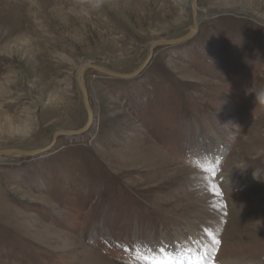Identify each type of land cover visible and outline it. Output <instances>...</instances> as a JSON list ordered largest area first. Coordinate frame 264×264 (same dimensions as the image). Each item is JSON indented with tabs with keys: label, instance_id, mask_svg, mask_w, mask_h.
<instances>
[{
	"label": "rangeland",
	"instance_id": "1",
	"mask_svg": "<svg viewBox=\"0 0 264 264\" xmlns=\"http://www.w3.org/2000/svg\"><path fill=\"white\" fill-rule=\"evenodd\" d=\"M191 1L0 0V151L86 126L83 65L149 63L89 70L87 131L0 157V264H145L193 231L264 264V0H198L152 56Z\"/></svg>",
	"mask_w": 264,
	"mask_h": 264
},
{
	"label": "water",
	"instance_id": "2",
	"mask_svg": "<svg viewBox=\"0 0 264 264\" xmlns=\"http://www.w3.org/2000/svg\"><path fill=\"white\" fill-rule=\"evenodd\" d=\"M190 8L192 9V15H193V20H194L190 33L188 35H186L185 37H182L180 39H176V40H172V41H160V42L154 43L152 45L151 55L153 53V49L156 46H159V45H167V46L168 45H180V44H183L184 42L189 41L190 39H192L196 35V33L198 31L199 20L201 18L198 15V11H197L198 0H192ZM223 13H225V12L222 11L218 14H223ZM232 13H235V12L233 11ZM253 19L257 22H264L263 20H259L258 18H253ZM148 64L149 63H145L138 71H136L132 74H123L121 72L114 71L112 69L106 68L102 65L95 64L92 62H89V63L83 65L82 67H80L79 70L77 71L76 82H77V85H78L80 92L82 94V98H83L86 110L88 112V122H87L86 126L81 130L58 131L55 135L54 142H56L58 135H62V134L69 135V136L81 135L82 133H84L85 131H87L91 127V124L93 122V120H92L93 110L90 106L89 94H88V89H87V85H86V73L89 70L97 71V72L101 73L102 75H105V76H108L111 78H116V79H121V80H133V79L137 78L138 76H140L141 73L144 72V70L146 69V66ZM93 118H94V116H93ZM54 142L52 143V145H54ZM51 146L49 148L40 149V150H33V151H24V150H18V149L3 150V151H0V157H6V155H8V154H17L21 157H29V158L42 157L45 154H47L49 151H51L50 150Z\"/></svg>",
	"mask_w": 264,
	"mask_h": 264
},
{
	"label": "bare ground",
	"instance_id": "3",
	"mask_svg": "<svg viewBox=\"0 0 264 264\" xmlns=\"http://www.w3.org/2000/svg\"><path fill=\"white\" fill-rule=\"evenodd\" d=\"M93 116H94V113H93ZM93 116H92V120H94ZM203 145L206 146V147H208L205 143H202V146ZM224 148H225V146H223V149ZM205 149L206 148H203V150H202L203 153L204 152L207 153V151H205ZM223 149L222 148H219V151H223ZM219 151L217 152V150H216L215 155H218L219 154V159H220L221 156H220V152ZM14 155H17V154H12V155L8 154V155H6V157L7 156L8 157L9 156H14ZM212 156H210V157H212ZM222 161H220V163ZM211 167L215 169L214 166H211ZM193 240L195 241V243L197 244V246H196V244L192 243L191 241L186 240L184 237H181V236H179L177 242H175V243H172V242L171 243H168V241H165V242L164 241H160V243H162L164 245H159L160 248L158 250V256L168 255V254H170L172 256H178L181 253H184L186 255L187 254L203 255L204 253H207V252H208V254L212 255L214 253L213 248L210 249L211 248V245L206 244V239L202 235H199L197 233V231H193ZM161 248L164 249L163 254L161 253ZM203 250H206L207 252H203ZM232 261L229 259V261H225V262H222V263H219V264H233L234 263V259ZM244 262H245V260H244ZM244 262L241 263L239 261L236 264H244ZM109 264H111V263H109ZM248 264H251V263H248Z\"/></svg>",
	"mask_w": 264,
	"mask_h": 264
},
{
	"label": "snow or ice",
	"instance_id": "4",
	"mask_svg": "<svg viewBox=\"0 0 264 264\" xmlns=\"http://www.w3.org/2000/svg\"><path fill=\"white\" fill-rule=\"evenodd\" d=\"M203 171L211 172L213 177L215 176V169L212 168L207 162L198 165ZM210 189L213 194L217 197H221L222 193L219 188L215 184L210 185ZM208 235L211 237L214 245H219L220 240L216 239L215 236L209 231ZM164 249L161 248V253L163 254ZM145 264H215L214 257L209 256L207 253L203 255H195V254H184L181 253L178 256L161 255V256H143L141 257Z\"/></svg>",
	"mask_w": 264,
	"mask_h": 264
}]
</instances>
